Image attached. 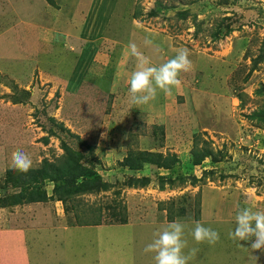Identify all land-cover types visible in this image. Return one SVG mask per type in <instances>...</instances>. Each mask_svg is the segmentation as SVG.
<instances>
[{"label": "rangeland", "instance_id": "1", "mask_svg": "<svg viewBox=\"0 0 264 264\" xmlns=\"http://www.w3.org/2000/svg\"><path fill=\"white\" fill-rule=\"evenodd\" d=\"M130 42L153 64L187 48L192 69L133 105ZM259 109L264 0H0V260L27 263L25 249L31 264H154L144 247L179 220L185 253L197 249L189 264H264L228 235L240 207L264 210V123L248 116ZM194 148L212 156L194 164ZM17 150L33 161L27 173L9 167ZM69 154L107 188L58 200L64 179L47 175ZM166 175L175 180L160 189ZM33 190L46 197L10 203ZM196 222L219 242L196 244Z\"/></svg>", "mask_w": 264, "mask_h": 264}, {"label": "clouds", "instance_id": "2", "mask_svg": "<svg viewBox=\"0 0 264 264\" xmlns=\"http://www.w3.org/2000/svg\"><path fill=\"white\" fill-rule=\"evenodd\" d=\"M152 39H145L146 47L152 46ZM128 53L135 61L136 70L131 73L128 81V93L133 105L147 104L157 97L158 91L171 93L179 87L182 72L192 69L190 52L187 48L176 50L174 57L160 64H153L135 43H129ZM33 165L30 156L20 150L11 153L9 167L16 172L27 173ZM235 227L229 232L233 241L248 242L253 251L264 253V210H255L252 206L244 205L235 215ZM186 225L179 220H172L161 230L153 234V239L143 251L152 254L154 264H189L197 249L193 248L185 253L187 240L185 239ZM196 244L207 243L215 245L219 242V232L196 222L190 232Z\"/></svg>", "mask_w": 264, "mask_h": 264}, {"label": "trees", "instance_id": "3", "mask_svg": "<svg viewBox=\"0 0 264 264\" xmlns=\"http://www.w3.org/2000/svg\"><path fill=\"white\" fill-rule=\"evenodd\" d=\"M232 30H233L232 27L229 26V27H226V31L222 33L223 30H221V28L219 27L215 31L214 37H219V35L228 33ZM248 116L252 119L254 118L258 120L259 122L264 123V110L263 109L253 111ZM44 141L47 142V140L45 139ZM63 147L64 149L69 150V147H67L66 145H64ZM205 156H212V152L211 150H208V148H204V149L194 148L192 151V158H193L194 164H200V162L203 161V158ZM78 157H81V155H78ZM164 160L166 161V163L161 164V165L164 167L166 166V168H169L172 166V163L175 160H177V158L175 154H171V156L164 158ZM128 163L129 162H127V164L125 163V165L132 166V164H128ZM56 170H57L56 174H52V175L50 174V175H47V177L55 181L56 180L60 181L61 179H64V182L62 185H58V186L55 185L54 187V193H56L58 200H63L65 196L67 195L79 194L86 190L93 191L95 188H98V189L107 188V184L100 181L99 175L97 173L95 175V179L90 178L91 175L89 174V170L85 166H83L77 158L74 157V154H69V157H67L62 162V164L58 168H56ZM77 177H81L82 180H80V182H75V179ZM179 179L183 180L182 177H179ZM197 179L198 178L194 176L192 180L190 181L191 184H195ZM174 180L175 178H172L171 176H168V175H166L164 179L162 178V176H159V188L160 189L164 188V184H165L164 181L174 182ZM148 182H149L148 178H135V179H129L128 185L134 186V187L135 185L146 186ZM45 197H46L45 192H41L39 190H33L30 192V196L26 198H23L22 195L16 196V199H14L10 203L12 204L19 203L23 201L24 199H28L31 201H40V200H43Z\"/></svg>", "mask_w": 264, "mask_h": 264}, {"label": "crops", "instance_id": "4", "mask_svg": "<svg viewBox=\"0 0 264 264\" xmlns=\"http://www.w3.org/2000/svg\"><path fill=\"white\" fill-rule=\"evenodd\" d=\"M40 3H41V0H40ZM39 8H40V6H39ZM11 231H9L8 233H12V232H15L17 229L15 228V229H10ZM24 234V233H23ZM0 237H2V236H0ZM11 245H12V247H10L9 249L8 248H6L5 249V254L8 256L9 255V257H11V251H13V250H15V251H17V245L16 246H14L13 245V243H11ZM11 248H12V250H11ZM4 253H2V254H4ZM24 254H25V256H24V258H25V260L26 261H28L27 263H24V264H31L30 263V255H29V250L28 251H26L25 249H24ZM16 253H14L13 254V258H14V260L15 261H17V259H16ZM0 264H7V262L5 261V260H0ZM20 264H22V263H20Z\"/></svg>", "mask_w": 264, "mask_h": 264}]
</instances>
